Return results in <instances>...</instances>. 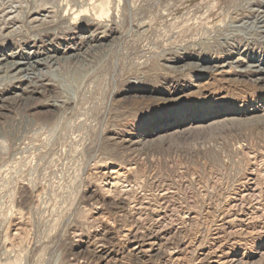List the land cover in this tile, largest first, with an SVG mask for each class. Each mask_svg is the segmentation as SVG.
<instances>
[{"label":"rangeland","instance_id":"obj_1","mask_svg":"<svg viewBox=\"0 0 264 264\" xmlns=\"http://www.w3.org/2000/svg\"><path fill=\"white\" fill-rule=\"evenodd\" d=\"M263 9L0 0V264H264Z\"/></svg>","mask_w":264,"mask_h":264},{"label":"bare ground","instance_id":"obj_2","mask_svg":"<svg viewBox=\"0 0 264 264\" xmlns=\"http://www.w3.org/2000/svg\"><path fill=\"white\" fill-rule=\"evenodd\" d=\"M4 2V1H3ZM250 2V1H249ZM5 5V4H4ZM262 5V4H261ZM258 6V5H257ZM253 7V6H252ZM3 10V9H2ZM76 11V10H75ZM261 11V10H260ZM77 12V11H76ZM103 12H104V10H103ZM252 12V11H251ZM250 12V13H251ZM65 13V12H64ZM261 13V20H262V22L261 23H264V9H263V12H260ZM66 14V13H65ZM103 14V13H102ZM259 14V13H258ZM76 15V14H75ZM74 15V16H75ZM66 16V15H65ZM118 21V20H117ZM254 22V21H253ZM244 26V25H243ZM91 44V43H90ZM102 46V45H101ZM88 48V47H87ZM92 48H94V47H92ZM72 50V49H71ZM87 50V49H86ZM100 50V49H99ZM88 51V50H87ZM88 53H89V51H88ZM241 53V52H240ZM4 55V54H3ZM8 55V54H7ZM75 56V55H74ZM1 58V57H0ZM52 58H54L55 60H56V62L60 59V57H52ZM74 57L73 56H67V57H65V58H63L62 60L64 61H70L71 59H73ZM61 60V59H60ZM262 60V59H261ZM250 61V60H249ZM240 62V61H239ZM263 62V61H262ZM22 63V62H21ZM238 63V62H237ZM259 63V61H253V60H251V62H250V68L251 69H255V71H257V72H261V73H264V66H262V64H258ZM11 67H15V68H17V67H20V69L21 70H24L21 66H19L18 65V63H16V62H9L8 63ZM188 64V63H187ZM236 64V63H235ZM239 64V63H238ZM5 65V64H4ZM27 65V64H26ZM36 65V64H35ZM3 66V65H2ZM32 67H34V66H32ZM29 69V68H28ZM263 76V75H262ZM23 77V76H22ZM35 87V86H34ZM26 91V90H25Z\"/></svg>","mask_w":264,"mask_h":264}]
</instances>
